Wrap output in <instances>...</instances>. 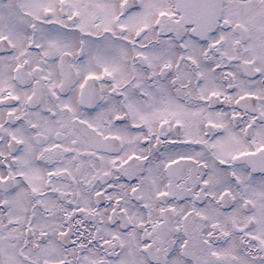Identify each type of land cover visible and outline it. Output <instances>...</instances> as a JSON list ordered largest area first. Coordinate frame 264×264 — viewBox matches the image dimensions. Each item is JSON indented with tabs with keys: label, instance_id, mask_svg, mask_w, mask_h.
<instances>
[{
	"label": "snow or ice",
	"instance_id": "snow-or-ice-1",
	"mask_svg": "<svg viewBox=\"0 0 264 264\" xmlns=\"http://www.w3.org/2000/svg\"><path fill=\"white\" fill-rule=\"evenodd\" d=\"M0 264H264V0H0Z\"/></svg>",
	"mask_w": 264,
	"mask_h": 264
}]
</instances>
